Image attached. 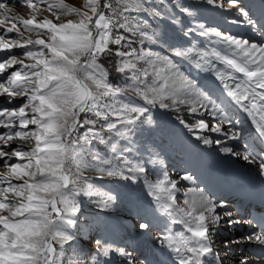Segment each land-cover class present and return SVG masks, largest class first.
Returning <instances> with one entry per match:
<instances>
[{
  "label": "snow or ice",
  "instance_id": "obj_1",
  "mask_svg": "<svg viewBox=\"0 0 264 264\" xmlns=\"http://www.w3.org/2000/svg\"><path fill=\"white\" fill-rule=\"evenodd\" d=\"M21 2L30 12L28 18L14 14L12 5ZM206 3L223 6L217 5V0H206ZM229 3L238 8L239 15L244 17L249 26L264 32V18L253 20L248 11L239 7L240 0H229ZM142 4L143 0H127L126 4L117 8L110 0H84L83 8H80L65 0H0V31L4 33L0 35V51L9 53V58L0 62V81H3L0 82V95H6L9 99L24 97L27 100L18 109H0V125L11 128L18 120L21 126V130L14 134L0 135V142L7 145L16 138L35 141L34 146L27 151L17 148L9 153L0 147V163L7 169L6 173L0 174V264H64L65 246L75 241V235L69 229L76 226V213L80 211L77 196L81 192L85 195H100L105 207L116 200L114 195L98 192L96 186L83 177V171L103 159L95 154L92 155V163L86 159L88 146L92 141L101 139L100 132L95 130L99 120L104 122L101 130L106 128L111 131L117 130L118 125L123 128L135 124L149 112L148 107L131 101H118L121 89L108 82L107 73L98 62L101 55L111 50L110 44L120 45L125 39L123 35H116L113 39L115 28L131 30L128 17L124 14L139 11ZM38 5H45L44 10L58 22L42 15ZM183 10L189 12L187 8ZM69 15H75L76 19H60L61 16ZM38 16L41 18L37 19ZM118 17L124 19L123 24ZM17 25L22 26L23 31ZM198 28L201 35L219 37L230 51L225 54L219 51L197 53L196 67L201 68L203 64L211 62L210 57L215 58L224 66L217 70V77L222 82L228 78L239 82L234 87L225 82L223 99H213L211 94L204 93L191 81L183 83L179 92L164 85L145 84L137 87L136 95L148 105L155 106L159 102L161 108L170 106L165 100H170L173 106L191 102L192 113L198 111L196 104L205 109L210 106L214 116L219 113L222 117L227 106H237L251 119L258 139L264 143V91H257L264 90V43L239 39L202 23ZM25 32L35 34L36 38L26 36ZM10 33H15L17 39L6 40L5 36ZM42 36H47V39ZM143 36L156 42L157 38L153 35L145 32ZM13 48L23 49V57L32 62L26 64L24 59L11 55ZM135 52L133 49L127 55H135ZM194 52L192 48L175 49L173 55L190 59ZM117 54L125 55L120 52ZM152 57L168 68L176 67L171 57L161 56L157 52H141L136 59ZM13 66L20 67L7 74V70ZM124 67L134 66L126 63ZM144 75L147 76V72ZM156 75H160L159 70ZM136 80L139 81L140 77L137 76ZM180 94L195 99L174 98ZM27 110H30L31 118ZM89 113L96 119H88ZM82 114L85 117L83 120ZM113 117L115 122H110ZM151 119L149 115L148 121L151 122ZM228 123L232 121L228 120ZM29 124L35 125V129L24 131ZM86 126L87 131L80 134L79 129ZM186 126L189 130L209 128L204 120ZM211 131L220 132V124L212 126ZM237 135L233 133L231 138L236 139ZM197 138L203 139L204 144L213 142L209 138ZM117 151L123 153L127 150L117 149L113 144L112 152ZM223 151L239 155L233 153L231 148H224ZM13 157L28 159L26 163H8ZM241 158L250 163L255 162L252 151H245ZM120 159L128 167L120 164L113 166L104 161L107 167L98 170L107 176L124 179L129 178L125 175L126 171L145 172L141 164H131L124 155ZM259 169L260 174L264 175V159ZM182 179L192 181L193 177L185 175ZM147 187L158 208L169 217H179V223L183 225V230L170 232L163 237L167 247L179 257V264H204L201 258L211 253L210 226L220 220L216 215L217 204L200 188L187 189L183 204H178L175 197L176 181L171 180L166 171L161 179L149 182ZM227 215L231 216V213ZM140 227L146 229L148 225L141 224ZM247 239L264 245V230ZM96 243L98 254L90 262L82 260L74 252L75 258L70 259L69 264H100L99 256L107 257L112 252L129 255L124 249L113 248L111 244L101 241ZM241 264L248 262L242 261Z\"/></svg>",
  "mask_w": 264,
  "mask_h": 264
},
{
  "label": "rangeland",
  "instance_id": "obj_2",
  "mask_svg": "<svg viewBox=\"0 0 264 264\" xmlns=\"http://www.w3.org/2000/svg\"><path fill=\"white\" fill-rule=\"evenodd\" d=\"M65 2L80 8H83L84 4V0H65ZM110 2L117 8L127 3L125 0H110ZM143 3V7L146 6L154 10L161 17L173 22L177 27L186 31L192 37H195L202 47H205V52L211 53L219 51L221 54H225L230 50L228 45L222 42L219 37L214 35H201L200 29L198 28V25L201 23L208 27H216L222 33L230 34L239 39L264 43V32L249 26L244 21V17L239 15L238 8L230 6L229 0H217V5L222 4V7L209 5L206 3V0H143ZM12 6L15 8V15L25 18L29 17L30 12L23 6L22 2L15 3ZM38 7L41 9L42 15L49 16L54 22H58L55 17L44 10L46 7L45 5H38ZM239 7H243L244 10L248 11L253 20L258 21L264 18L263 0H240ZM184 8L189 9V12L186 13L183 10ZM105 12L107 13L108 10L105 9ZM124 15L128 17L131 30H129V28H115L113 30V39L116 35H123L125 39L120 45L110 44L111 50L101 55L98 62L105 68L108 82L114 87L121 89L122 94L117 97L118 101H131L134 104L148 107L149 112L145 113L135 124L127 125L123 128L118 125L117 130L109 131L106 128L101 130L104 123L103 120H99L95 125V130L100 132L101 139L92 141V144L88 146L89 152L86 153V159L88 162L92 163L93 154L103 159L95 162L93 167L85 169L83 173L93 172L108 179L92 178L84 174L83 177L87 178L88 183L94 184L98 192L114 195L116 200L105 207L101 203L102 197L100 195H85L81 192L77 196V200L80 202V211L76 213V226L72 227L75 241L65 246L66 256L64 258V264H69V260L75 258L74 252L82 260L89 262L94 256H97L98 246L96 242H102L98 237L99 232L109 235L110 237H115L117 241L111 244L113 248L124 249V251L129 254L128 256H122L119 252H112L107 257L99 256L100 264H106L104 262L105 258L109 259L111 264H149V258L151 256H156L157 260L162 257L165 252L166 255H164L157 264H170L166 257L168 254L173 253L167 247L163 237L172 231L181 230V226L183 227V225L179 223V217L175 219L169 217L158 208L154 197L149 192L147 184L161 179L163 172L166 171L169 178L176 181L175 197L177 203L182 205L185 198L184 192L191 182L195 181L194 179L192 181L184 180L182 177L185 175L195 176L197 174L196 172H191L190 169L195 165L194 159L200 155V152L197 148L191 151L181 146L179 143L181 140L179 137L180 132L173 128L169 129L165 121L158 116L157 112H162L171 117L179 124L183 131L195 138L196 142L200 144L204 154L214 156L219 162L232 166L239 173H245L251 167H254V169L260 172L258 165L262 162V159H264V152L258 147H255L253 156L257 160L255 159L254 163H247V161H244L241 158L245 153L242 147L247 141L255 144V142L249 141V137L254 136L253 132H244L243 136H239L238 134L236 139H232V134L238 133V130H231L229 126H226L225 118H220L219 114L214 116L210 106L205 109L199 104H196L195 106L198 108V111L192 113L190 111L193 106L191 102L183 104L177 103L173 106L170 100H165V103H169L170 106L168 108H161L159 107V102H157L155 106L148 105L142 98L136 95L137 87H143L145 84L149 86L164 85L171 90L179 92L182 88V84L189 81L195 82L197 86L201 87L200 90L203 92H205L208 87L215 91V85H212L211 81L213 79V81L220 80L216 72L217 70L223 69L224 66L220 61L210 57L211 60L214 59L219 63L212 71L208 70L206 65L197 68V60L194 61L175 57L173 52H169L166 48V44H164L160 34V25L154 17L149 16L141 9L139 11L125 13ZM40 18L39 16L37 17V19ZM60 19L66 21L67 19H76V17L75 15L61 16ZM118 19L121 24L124 23L123 18L118 17ZM17 26L21 27L23 31L22 26ZM145 32L148 35L155 36L157 38L156 42L153 43L145 39L143 36ZM3 34L4 33L0 31V35ZM25 35H31L33 39L36 38L35 34L25 32ZM41 38L47 39V36H42ZM5 39H17V36L15 33H10L5 36ZM133 49L136 50L135 55H127V53L132 52ZM147 51L157 52L160 53L161 56L171 57L176 67L168 68L163 62L156 61L155 57L140 60L136 59V56L140 55L141 52ZM118 52L125 53V55H118ZM10 54L15 55L18 59H24L26 64L32 62L23 57V49L21 48H13ZM8 58V52L0 51V62ZM151 61H155V63ZM126 63H130L134 67L125 68L124 65ZM19 67L20 66H13V68L7 70V74H10L11 71ZM157 70L160 72L159 76L156 75ZM145 72H147V76L144 75ZM209 75L211 79L206 78V76ZM137 76L140 77L139 81L136 80ZM206 86L208 87L206 88ZM223 94L224 92L217 89L212 93L211 97L213 99L217 97L224 98ZM174 98L177 100L188 99L189 101L195 99V97H186L184 94H180ZM26 103L27 100L24 97L9 99L6 95H0V109H18ZM217 103H219V101ZM226 110L224 114L225 117L229 115V119L232 117V109L227 107ZM27 111L28 117L31 118L32 114L30 110ZM149 115L152 118L151 122L148 121ZM84 118V114H82L81 120ZM87 118L96 119L91 113L87 114ZM234 119L236 120L235 116ZM199 120H204L205 123L209 125V128L203 130H189V127L186 126L193 125ZM181 121H184V123H181ZM110 122H115V118L113 117ZM216 124H220V132L211 131V127ZM87 127L88 126L79 129V133L82 134L84 131H87ZM239 128L248 129L249 124L242 121ZM34 129L35 125L29 124L23 130L32 131ZM20 130L21 126L18 120L14 122L11 128H5L3 125H0V135L6 133L14 134L16 131ZM198 136L209 138L213 142L204 144L203 139H198ZM216 141L220 143H216ZM34 144V139L21 140L16 138L7 145H3L2 142H0V147H3L5 152L10 153L13 149L17 148H23V150L27 151L31 149ZM113 144L116 145L117 149H126L127 151L123 153L120 151L113 153ZM224 148H231L233 153H238L239 155L226 153L223 151ZM121 155H124L131 164H141L145 168V172L131 173L126 171L125 175L129 178L124 179L107 176L105 173L98 170L107 167L104 161L109 162L113 166L120 164L122 167H128L121 161ZM27 159L28 158H24L21 160L13 157L8 163H26ZM6 172V167L3 163H0V174ZM133 176L135 178H132ZM110 178H112V180ZM13 182L18 181L13 180ZM217 200H221V198L217 197ZM224 200L231 201V199L226 198H224ZM231 202L233 203V201ZM216 203L219 202L216 201ZM231 211H233V209L222 211V209L217 206L216 215L220 217V220L215 225L210 226L209 237L217 254L226 258L228 264H236L240 261L239 258H233L236 254L230 253L229 249L223 246L226 242L237 241L239 238V235H234L233 239H230L229 233L231 227L224 225L229 222L225 221L223 223L224 217H222V215ZM244 217V215L232 217V220L237 222L241 221ZM249 218L252 223L257 225L251 217ZM141 224H147L148 227L146 229L141 228ZM254 231L257 232L258 229L255 228ZM239 256L241 255H237V257ZM242 256L250 257L251 255H248L246 252V254Z\"/></svg>",
  "mask_w": 264,
  "mask_h": 264
},
{
  "label": "bare ground",
  "instance_id": "obj_3",
  "mask_svg": "<svg viewBox=\"0 0 264 264\" xmlns=\"http://www.w3.org/2000/svg\"><path fill=\"white\" fill-rule=\"evenodd\" d=\"M141 10L145 11L149 16L154 17L156 21L159 23L161 37L163 39L164 44H166V48L169 50V52H173L175 49L185 50L192 48L195 50V52L193 53V56L190 59L196 61L198 60V56L196 54L206 51L205 47H202L200 42L195 37H192L189 33L177 27L173 22L161 17L154 10L143 6L141 7ZM210 61H211L210 63H206L203 65L204 66L206 65L208 70L213 71L215 67L219 65V63L214 59L212 60L210 59ZM210 77H211L210 75L206 76L207 79H211ZM213 80L211 81V84L215 85L214 87L216 88V90L218 89L224 93L226 92V89L224 87L225 82L230 87H234L235 84L239 82V80L233 78H228L226 81L223 82L221 80L218 81H213ZM197 87L199 89L201 88L199 86ZM207 87L208 86H206V88ZM215 91L208 87L204 93H209L212 96V93ZM257 91H264V90L257 89ZM227 107H229V109H232L231 118L228 119L229 115L225 117L224 114V116L222 117L219 113H217L219 114L220 118H225L224 119L226 122L225 125L229 126L231 130L233 129L238 130L237 134H239V136H243L244 132L252 131L255 136V140H257L255 141L256 142L255 144L264 150V143H262L261 140L258 139L255 128L252 125L251 119L247 116V114L244 113L242 110H240L237 106L229 105ZM157 114L160 118L163 119V121H165L169 129L173 128L180 132L179 137L181 138V140L179 143L181 144V146L191 151L194 148H197L200 151V155L196 159H194L195 165L192 166V168L190 169L191 172L197 173L195 176H192L195 181L191 182V184L187 189L189 188L203 189L212 198V200L215 203L217 197L221 198V202L216 204L220 209H222V211L230 208H234L231 201L237 202V199L240 201V204L246 203L247 206H249L248 204L250 203L253 204L255 202L258 203L257 201L259 200L264 201V175H261L260 172L254 169V167L249 168L244 174H241L237 172L232 166L219 162L217 159L214 158V156L204 154V152H202V148L200 144L196 142L195 138L191 137L190 135L187 134V132L183 131L182 128L179 126V124L176 123L171 117H169L166 114H163L162 112H157ZM234 116L236 117V120L234 119ZM228 120H231L232 123L231 124L228 123ZM237 121H239V123H237ZM240 121L247 122L249 124V128L240 129L239 128L241 123ZM251 139H254V137ZM83 174L88 177L90 176L92 178H102L103 180L108 179L105 177H101L93 172H86ZM110 179L112 180V178ZM240 185H245L246 187L240 188ZM208 187H211V189L209 190ZM207 191H210V194ZM240 196L243 197L240 199ZM224 198L231 199V201H225ZM244 210L245 209L242 205L239 209L234 208L233 211L229 212L231 213V216H228L227 215L228 213L222 215V217H224L223 223L225 221L229 222L228 224L225 223L224 225L231 227V231L229 233L230 239H233L234 235H239L237 241H228L223 246L225 248H228L230 253L236 254V256H234L233 258H239L240 261H238L236 264H241L242 261H247L248 264H264V245L259 244L255 240L250 241L247 239V237L260 232L261 228H264V206L263 208L255 207V215H251V216L249 215L250 214L249 208L247 209V211ZM241 215L244 216L249 215L258 226L252 223L249 217L243 218L241 219V221H237V222L232 220V217H239ZM181 228H182L181 230H183L182 226ZM255 228L258 229L257 232L254 231ZM181 230H177V231H181ZM69 231L73 233L72 228H70ZM177 231H172V233ZM98 237L102 240V243L114 244L117 241L115 237H110L109 235H106L101 232L98 233ZM210 247H211V253L206 254L204 257L201 258L204 261V264H228L227 259L221 257L219 254H217V251L214 250L211 244V239H210ZM246 252L248 253V255L251 256L243 257L242 255L246 254ZM172 253L173 254H168L166 259L170 264H179V257L176 255L175 252L172 251ZM181 255H186V254L181 253ZM237 255H241V256L237 257ZM104 262L106 264H111V261L107 258H105Z\"/></svg>",
  "mask_w": 264,
  "mask_h": 264
}]
</instances>
